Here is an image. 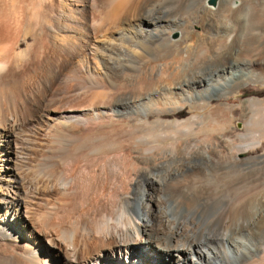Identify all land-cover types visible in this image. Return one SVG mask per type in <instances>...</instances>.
<instances>
[{
	"label": "bare ground",
	"instance_id": "obj_1",
	"mask_svg": "<svg viewBox=\"0 0 264 264\" xmlns=\"http://www.w3.org/2000/svg\"><path fill=\"white\" fill-rule=\"evenodd\" d=\"M187 1L0 0V264H232L238 250L242 256L251 250L244 240L226 241V233L196 236L194 222L162 215L157 190L186 170V154L176 153V167L153 175L150 169L172 151L144 152L133 137L159 126L183 130L197 114L172 120L160 114L190 105L227 123L215 137L216 153L242 160L237 148L225 150L237 133L236 111L208 99L264 81V60L255 66L264 39L244 35L254 22L264 25V0H191L186 9ZM207 42L221 50L208 55L205 71L183 64ZM143 49H163L166 65L154 70ZM134 58L143 62L139 79L124 69L133 71ZM38 68L34 81L29 71ZM131 78L138 82L130 86ZM69 96L81 103L67 104ZM127 104L142 109L123 114ZM239 111L245 128L252 125L264 113V98L245 99ZM126 135L133 141H112ZM141 182L147 187L140 191ZM253 204L243 229L264 219V193ZM253 257L239 263L264 264V254Z\"/></svg>",
	"mask_w": 264,
	"mask_h": 264
},
{
	"label": "rangeland",
	"instance_id": "obj_2",
	"mask_svg": "<svg viewBox=\"0 0 264 264\" xmlns=\"http://www.w3.org/2000/svg\"><path fill=\"white\" fill-rule=\"evenodd\" d=\"M190 1L191 0L187 1L186 9L189 7ZM262 8H264V6H262ZM257 22H254L253 27H249L248 30L244 31L245 36L247 37L248 36L250 37L258 36L264 39V25H261L259 22L258 23ZM195 28H196V25H195ZM206 40L211 41L210 39L209 40L206 39ZM148 45L150 46L151 44H148ZM214 49L215 47L212 46V43L210 42L204 43V45L192 49V52H190V55H189L190 57L189 60H187V62L186 60L183 61V64L184 65L187 64V66L190 68L201 66V67H198L197 70L200 69L202 71H205L206 68H208V64H209L208 61H210L209 58L207 59L208 55L210 56V59H211V56L214 54V52H220L221 50V49H218L217 47L215 50ZM259 49H262V47L260 45L256 46V50H259ZM142 52L145 58L144 62L148 60L149 62L147 61L146 63L154 67V70L158 71L159 67H164L166 65V64L161 65V63L165 61V59L168 56L167 52H165L163 49H160V50H153V49L144 50L143 49ZM200 56L201 57L203 56L202 59L200 58ZM260 56L261 57L258 60L260 62L257 61L255 63L256 67H258L259 64L264 60L263 59L264 56L263 55H260ZM131 60H132L131 62L132 65L135 61H137L134 63L133 69H130L133 71L130 72L129 68L127 67H125L124 69L128 73L133 72L132 74L134 75L132 76V78L138 75V77L136 78L139 79L142 76H144V72H142L143 68H141V66L139 65L140 63H143V62L138 61L135 58ZM31 71H29V73L32 76V80L34 81L39 80V76L43 72L42 69L38 68L35 70L33 69L32 72ZM140 73H142L141 76H140ZM132 78L129 80L130 83L128 81L130 86L131 84L133 85L134 83L136 84L138 82V79L136 78L132 79ZM215 95L216 94H213L212 97H210L208 100L212 103H219V102L227 103L228 102L227 104L232 105L231 113H233V111L234 112L236 111L235 112L236 118L233 121V125L236 126L237 133L235 134V136L234 135L231 136L232 141H230L231 140L230 137L227 140H225V143L227 144V148L225 150L227 151L230 149L235 150L237 148L239 152H237L236 154L239 155L240 158H242V160L238 162H229L226 159V157L221 156L216 153V149L214 146V143L216 141L215 137L226 132L227 123L226 122H218V123L215 122L214 123L210 119L209 116L207 117V115L204 114V110L202 108H194V107H190V105H186L185 107H182V108L181 107L176 108L175 111H168V112L160 114V117L166 120L167 119L172 120V119H175V117L178 119H184V118L190 117V115L193 116L197 114L196 117L193 118L191 116L192 118H190V120L187 121L188 123L186 124V128L188 129L183 128V130L182 129L180 130L179 128L174 127L176 129L174 130L172 129V126H159L153 129L142 130L141 132L136 133L135 134L136 136H133V137H136V142L139 144L140 149H142L143 151L144 150L145 151L155 150L158 152L165 151L167 153L172 151L171 153L172 157H170L166 162H163L162 165H160V167L158 166L156 170L154 167L150 169L151 172L153 171L152 172L153 175L155 174L157 176H163V174H165V172L169 168L176 167L178 165L179 161H178L177 155L186 154L185 155L186 162L184 161L186 164V170L184 172H181L179 175L169 176V178L167 179V184L165 185L166 188H164L165 186L163 187L161 186V188L157 190L156 195L158 197V201H159V197H161V200L158 203L159 208L157 209L158 210L160 209L159 212L162 215L166 216V218H169L171 220L172 219L181 220V221L189 222L192 225L195 223L193 225L194 226L193 229L195 230V233L196 232L199 233V234L196 233V236H200L202 233L207 234L208 232L218 233V234L226 233L228 235V238L226 239V241H228L229 243H232L231 239L237 240L239 242H242L244 240L243 242L246 243L248 247L250 245L249 248H251V250L249 252L244 251L245 252L244 256H242L241 253H239L241 249L238 250L236 254L231 253L230 255L232 257V254H233L232 264H240L241 261L245 259V257L254 256L253 258H258L259 255L264 254V219L261 223H258V225L253 224L252 225L253 227L251 226L250 229H243L242 227V224H244L246 221L249 220L251 216L254 215L255 211L253 210L255 209L253 208L254 204L252 205V202L254 203L255 197L259 193H264V167H263L264 166V156H262V153L264 152V113H261L258 116V118L255 119V120L257 119L259 120L252 123V125L246 126V128L248 127L246 130L247 133L245 132L246 128L244 124L240 121L239 116H238L240 112L239 111L240 103L242 104V102L245 99L264 98V81L262 83L259 81L245 82L241 84L234 93L228 94V97H225V96L216 97ZM195 97L197 96H193V98L188 99V102L194 104V101L196 100ZM67 98L70 99L67 104L75 105V104L81 103L80 101L79 103L74 100L73 102L71 96ZM121 109H122L123 114H127L130 112H135L137 110L141 111L142 108L136 105L131 107V105L127 104L126 106H121ZM148 116L150 117L149 119L151 121L155 120V118L158 117V115L153 114V113L148 114ZM212 124H214V126H212ZM167 130H169L170 134H168L169 132ZM160 132L161 133L164 132V133L161 134ZM175 132H177V134H175ZM166 133L169 136H167ZM128 138L129 136L127 137L126 135V136H122L118 140L117 138H115L114 140L112 139V141L113 142L133 141L132 139L129 140L130 138L129 139ZM64 139L65 138L63 137H61L60 139L57 138L58 141H61V140L65 141ZM257 139H259L258 140L259 144L257 143V146L244 148V149L240 148V147L252 144V142L254 143L255 141H257ZM104 140L109 142L111 138L106 136ZM170 142L172 144L173 149L171 148V145L169 146ZM174 142L175 144L178 143L175 145L176 147L178 146V148L176 147L174 148V144H173ZM146 148L148 149L146 150ZM232 148H235V149H232ZM247 156H258L259 158L256 157L253 160H250V158H246ZM38 158L39 156L36 155V157L34 158V161H32V165H35L37 163L36 160H38ZM38 168L39 169L41 168L39 164H38V167L36 168L37 171H39ZM145 186L147 187V185H144L141 182V184L138 187V190L140 191L143 189L145 190ZM169 187L170 189H168ZM162 189L164 192L162 191ZM164 189L165 190L167 189V190L165 191ZM160 203H163L164 206ZM166 210L168 213H166ZM251 210L253 211V215H250ZM172 211H175V212H172ZM239 212H242V213H239ZM164 213H166V215ZM220 216H223V217L221 218ZM238 219L239 221H237ZM11 230H12L11 228L7 230L8 234L11 233ZM229 233L231 234L232 237L230 236ZM213 243L214 242H208L206 245L211 248ZM134 257L138 258V256H134ZM128 261H129V258L127 259V262Z\"/></svg>",
	"mask_w": 264,
	"mask_h": 264
}]
</instances>
